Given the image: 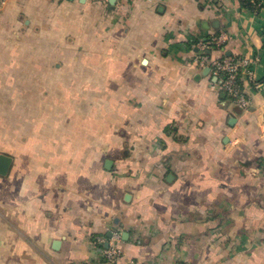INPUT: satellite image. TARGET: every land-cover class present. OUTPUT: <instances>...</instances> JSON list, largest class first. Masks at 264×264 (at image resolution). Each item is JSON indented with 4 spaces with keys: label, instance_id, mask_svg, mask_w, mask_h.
I'll return each instance as SVG.
<instances>
[{
    "label": "crops",
    "instance_id": "crops-1",
    "mask_svg": "<svg viewBox=\"0 0 264 264\" xmlns=\"http://www.w3.org/2000/svg\"><path fill=\"white\" fill-rule=\"evenodd\" d=\"M250 3L0 0V264H109L96 239L114 231L113 264H264V0ZM216 36L212 57L250 63L246 112L196 61Z\"/></svg>",
    "mask_w": 264,
    "mask_h": 264
},
{
    "label": "built area",
    "instance_id": "built-area-1",
    "mask_svg": "<svg viewBox=\"0 0 264 264\" xmlns=\"http://www.w3.org/2000/svg\"><path fill=\"white\" fill-rule=\"evenodd\" d=\"M89 2L106 1V0H86ZM222 43V36L212 37L209 44L219 46ZM202 41L196 43L200 55L196 57L198 66L202 69H209L212 77L219 80L220 89L224 92L228 100L241 112L249 109V99L246 90L242 84V76L251 81L254 85V76L252 74L250 63L246 59H238L234 56H225L215 58L210 55V46ZM121 241L120 231H114L109 239L98 237L96 244L107 243V248L102 251V255L109 264L116 263L121 256L119 242Z\"/></svg>",
    "mask_w": 264,
    "mask_h": 264
},
{
    "label": "water",
    "instance_id": "water-1",
    "mask_svg": "<svg viewBox=\"0 0 264 264\" xmlns=\"http://www.w3.org/2000/svg\"><path fill=\"white\" fill-rule=\"evenodd\" d=\"M113 0H110V3H112ZM209 69H205V72H208ZM235 119H231V123H233ZM12 159L6 155H0V176H6L8 173V170L10 168ZM107 165L110 164V161L106 163ZM108 168V167H107ZM129 199V195L125 196V200L127 201ZM110 236V235H109ZM59 241H55L53 244L54 249H56L59 246ZM105 247H107V244H105Z\"/></svg>",
    "mask_w": 264,
    "mask_h": 264
},
{
    "label": "trees",
    "instance_id": "trees-1",
    "mask_svg": "<svg viewBox=\"0 0 264 264\" xmlns=\"http://www.w3.org/2000/svg\"><path fill=\"white\" fill-rule=\"evenodd\" d=\"M241 3L244 7H247V8H251L252 7V4L250 3V0H241ZM210 39L211 38H205L204 40L203 39H199L200 41L206 43V44H209L210 42ZM210 48H212L213 46H211V44H209ZM221 99H224V100H228V97L227 95L221 91ZM229 101V100H228Z\"/></svg>",
    "mask_w": 264,
    "mask_h": 264
},
{
    "label": "rangeland",
    "instance_id": "rangeland-1",
    "mask_svg": "<svg viewBox=\"0 0 264 264\" xmlns=\"http://www.w3.org/2000/svg\"><path fill=\"white\" fill-rule=\"evenodd\" d=\"M230 102V101H229Z\"/></svg>",
    "mask_w": 264,
    "mask_h": 264
}]
</instances>
